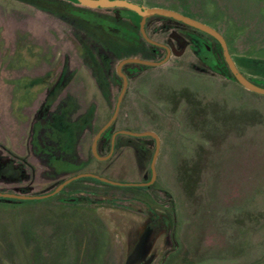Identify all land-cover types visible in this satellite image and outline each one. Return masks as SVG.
Here are the masks:
<instances>
[{
  "label": "rangeland",
  "instance_id": "obj_1",
  "mask_svg": "<svg viewBox=\"0 0 264 264\" xmlns=\"http://www.w3.org/2000/svg\"><path fill=\"white\" fill-rule=\"evenodd\" d=\"M51 1L126 26V16H121L126 7ZM131 1L174 9L212 26L224 37L237 68L264 86V0ZM86 25L37 0H0V75L17 71L7 61L18 46L37 45L42 59L51 63L53 58L61 62L65 49L77 65L67 88L73 92L47 108L76 106L66 117L82 119L75 140H67L64 125L34 119L43 89L19 105L28 111L15 112L10 109L14 82L0 77V191L44 193L84 171L122 182L149 179L152 137L119 134L117 148L104 160L93 156L90 146L114 109L121 88L115 71L119 60L159 58L163 50L151 54V45L139 35L135 45L131 38L119 44L99 41ZM171 29L186 42L159 65H139L141 91H125L99 144V153L106 154L114 129L155 131L159 148L153 182L116 185L84 176L43 198L0 196V264H126L137 246L149 264H264V94L234 78L220 44L208 33L160 14L145 22L153 40H165ZM81 33L98 42L96 55L105 65L101 88L92 67L73 55ZM196 36L211 44L212 66L194 50ZM127 138L129 146L123 144Z\"/></svg>",
  "mask_w": 264,
  "mask_h": 264
},
{
  "label": "flooded vegetation",
  "instance_id": "obj_2",
  "mask_svg": "<svg viewBox=\"0 0 264 264\" xmlns=\"http://www.w3.org/2000/svg\"><path fill=\"white\" fill-rule=\"evenodd\" d=\"M37 1L46 7H50L52 9L60 11L62 13L69 14L71 16H74V17L84 21L87 24L86 26L90 29V35L95 36V38H97V40H99V41L102 40V41H105L106 43H110V44H113L114 42H116L119 44V42H122L121 40H125V39L128 40L131 38L130 41H132V45H135L136 44L135 36L139 35L141 38H143L146 42H148L151 45V49H150L151 54H155V52L158 49L163 50V55L159 58H154L151 56H147V57L135 56V57L159 61L165 57L167 52H169L168 57L166 59V60H168V58L171 56V54L174 53L178 49L177 46L184 44L187 40V38L184 37L183 34L177 32L174 29H171V31L168 32V35H169L168 38H166L165 40H162V41L156 40V41L162 43V45L149 42L148 40H146L143 37V35L140 31L139 21L141 19V16L128 7H126L127 8L126 13L121 14V16H126V26H120V25L116 24L115 21L109 17L99 16L97 14H94V12H92L91 10H82L81 8L75 7L70 3L51 1V0H37ZM70 1L79 3L77 0H70ZM79 4H81V3H79ZM83 5H85V4H83ZM87 6H89V5H87ZM91 7H102V6H91ZM147 17L145 18V21H144V29H145V22L147 20ZM136 18H138V20L136 23H134L136 21V20L134 21V19H136ZM133 24H135L136 27H132ZM145 32H146V30H145ZM0 34H2L1 26H0ZM81 34H82V36H81V40L79 43L80 45L76 44L77 50H75V53L73 52V55L76 58L78 57L79 60L84 65H86L88 68H89V66L92 67L93 71L91 72V74L95 78L98 87H100L99 81H100V77H104L105 65L98 61V57L96 55L95 50H98V42L97 41L92 42V41L87 39L85 34H83V33H81ZM146 34H147V32H146ZM210 36L215 41H217V39L214 36H212V35H210ZM195 40H196L195 44L197 47L194 50L198 54L199 58L205 64L212 66L215 63V57L213 56V50H212L211 44L205 42V40L203 38H201L200 36H198V37L196 36ZM18 47L15 48V50H14L15 52L13 53V57L10 58V61H7L5 59V61L9 62L8 65H12L14 68L16 67L17 71H14L13 74H10V76L9 75H0V77L2 79L7 78V79H11L14 82V84L12 85V88H11L12 90H11V107H10V109L12 111H15V112H19V111L22 112L21 110H24V109H27V111H28L29 108H24V107L19 108V105L23 104L24 101L27 99H28V101H30L32 98H34L33 95L36 93V91L39 92V90L43 89L40 93L41 96L39 97L40 98L39 104H37L35 107L33 106L34 108L30 107V108H33V114H35L34 119H36L37 122H42V120L48 119L47 123H49L50 125H56V126L57 125H60V126L64 125L63 136L65 138H67V140L74 141L75 140L74 138L76 137V135H75L76 134L75 133L76 128L81 125L82 119L76 118V119H70L69 120V119H67L66 116L71 111H77V107L69 105L70 107L68 106V108H67L66 105L64 104V106L62 108H58L59 110H56L54 108H50V109L47 108V105L50 102H52V100H55L57 98L60 99L61 96L67 94L68 92H73L71 90H68L67 88H68V83L74 77V74L76 72L75 68L77 67V65L74 66L73 64H71L72 61L70 58V53L67 52L65 49H63L62 50V56L63 57L61 59V62H57V61L54 62V58H53L52 63H51L50 62L51 60H49V59H48L49 61H45V58L42 59V51H41L40 47H38L35 44H27L25 46H20V48H18ZM1 50L3 53V48H1ZM1 50H0V54H1ZM107 53H109V52H107ZM127 57H129V56H127ZM165 61H163V62H165ZM2 62H4V59L2 60V55H0V67H2V65H3ZM130 63H134L135 65L130 64ZM126 64H129V65H126V70H124L123 65L121 67V70L124 72V74L126 76V87H125L124 93H125V91H126V94L129 93L130 91H133L135 93H137L138 91L140 92L141 89L139 87V83H140V79L142 78V76H140V72L142 69L139 67V65H148V66H155V65L143 64V63H139V62H126ZM156 65H159V64H156ZM115 71L121 79V87H122V82H123L122 76L117 72L116 67H115ZM149 85H151V81L148 83L147 88L149 87ZM120 90H121V88H120ZM124 93H123V95H124ZM50 110H52L54 112L50 113ZM118 111H119V109H118ZM112 113H113V111H112ZM112 113H111V115H112ZM114 120L111 122V124L108 127H106L102 131V133L100 134V136L97 139L96 147H97L98 154L101 156H106L103 159L98 158L99 160H104V159H106L112 155V153L114 152V150L117 148V146L119 144V134H128V133L120 132L119 131L120 129L112 130V132L109 136V140H108V142H109L108 151L106 152V154L99 153V148H100L99 144H100V140H101V135L108 128L111 127ZM65 130H70L69 132L71 133V135L66 136L65 134H67V133L65 132ZM128 135H131V134H128ZM132 136H136V135H132ZM143 136H150V135H143ZM150 137H152V136H150ZM152 138H153L154 143H155L154 137H152ZM123 144H126L127 146H129L130 145V139L127 138L126 141L123 142ZM137 147L139 148V150L144 155H148V149L144 144H139V145H137ZM154 149H155V146H154ZM90 150H91V146H90ZM92 155H93V153H92ZM152 156H153V153L151 155V160H152ZM151 160H150V163H151ZM66 164H68V163H65L64 167H66ZM149 169H150V166H149ZM150 172H151V169H150ZM76 179H78V178H76ZM73 180H75V179H73ZM73 180H71L70 182H72ZM70 182H68L67 184H69ZM105 183H107V182H105ZM67 184H65L58 192H63L65 189V186H67ZM109 184H111V183H109ZM66 199L75 200L76 198L69 196V197H66Z\"/></svg>",
  "mask_w": 264,
  "mask_h": 264
},
{
  "label": "water",
  "instance_id": "obj_3",
  "mask_svg": "<svg viewBox=\"0 0 264 264\" xmlns=\"http://www.w3.org/2000/svg\"><path fill=\"white\" fill-rule=\"evenodd\" d=\"M77 1L81 4H85V5H89V6H104V7L123 6V7H128L130 9H132L133 11H135L137 14H139L141 16V19L139 21V27H140V31H141L143 37L146 40H148L149 42L160 44V45H162V43H160L156 40H153L145 32L144 21H145V18L147 16H150L153 14L165 15V16L180 20V21H182L186 24H189L193 27H196V28H198V29H200L206 33H209L210 35L214 36L217 39V41L219 42L221 49H222V54L224 56V59L227 63V66H228L231 74L234 76V78L241 85H243L245 88L252 90L254 92H257V93L264 94V86H261L259 84H256L255 82L251 81L237 68V66L235 65V63H234V61H233V59H232V57L228 51L226 41H225L224 37L222 36V34L218 30L213 28L212 26H210V25H208V24H206V23H204V22H202L196 18H193L189 15H186V14L181 13V12L174 10V9H170V8H166V7H160V6H144L142 4H139V3L131 1V0H77ZM168 54H169V52H167L165 57L159 61L139 58V57H135V56L125 57V58H122L121 60H119V62L117 63V66H116V70L122 76V79H123L122 87H121V90L118 94L112 115L96 131V133L93 136V139L91 142V152L93 153V155L95 157H97L99 159H103L106 157V156H101L98 154L96 144H97V139L100 136V134L102 133V131L106 127H108L111 124V122L115 119L117 112H118V109H119V106H120L122 95H123L125 87H126V76H125L124 72L121 70L122 65L126 62H139V63H143V64L156 65V64H160L163 61H165L168 57ZM119 131L123 132V133L131 134V135H136V136L150 135V136L154 137L155 149H154L152 160L150 163L151 175H150V178L148 180H146V181L122 182V181L114 180V179L108 178L106 176H103V175H100V174H97L94 172L84 171V172H78L74 175H71V176L63 179L52 190H50L48 192L38 193V194H27V193L0 191V196L5 197V198H16V199L43 198V197H47L49 195H52V194L58 192L65 184H67L71 180L79 178V177H84V176H91V177L97 178L103 182H107V183H111V184H117V185H121V184L148 185V184L152 183L155 176H156V170H155V163L154 162H155V159H156V156L158 153V148H159L158 134L153 130L134 131V130H128V129H120ZM138 250H139V246H137L135 248V250L132 252V254L127 258L126 264H149L150 263L149 258L143 259L144 257H141V258L139 257V255L137 254Z\"/></svg>",
  "mask_w": 264,
  "mask_h": 264
},
{
  "label": "trees",
  "instance_id": "obj_4",
  "mask_svg": "<svg viewBox=\"0 0 264 264\" xmlns=\"http://www.w3.org/2000/svg\"><path fill=\"white\" fill-rule=\"evenodd\" d=\"M81 178H85V177H81ZM87 178H92V179H94V180H99V179H97V178L90 177V176H87ZM78 179H80V178H78ZM9 199L17 200L16 198H9ZM18 200H21V199H18Z\"/></svg>",
  "mask_w": 264,
  "mask_h": 264
}]
</instances>
